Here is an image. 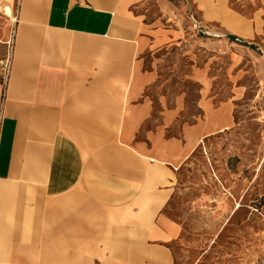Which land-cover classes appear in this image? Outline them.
<instances>
[{"label": "crops", "instance_id": "1", "mask_svg": "<svg viewBox=\"0 0 264 264\" xmlns=\"http://www.w3.org/2000/svg\"><path fill=\"white\" fill-rule=\"evenodd\" d=\"M144 1L22 0L3 99L0 84V264H176L169 244L180 226L164 211L169 192L148 194L146 184L150 169L178 167L191 147L163 135L177 101L145 127L153 77L135 56L162 33L150 39L134 13ZM118 84L127 88L122 107H102L121 100L102 94ZM207 108L184 125L189 137L214 120L224 128L221 107ZM86 132L118 140L86 150ZM134 196L145 203H125Z\"/></svg>", "mask_w": 264, "mask_h": 264}, {"label": "rangeland", "instance_id": "2", "mask_svg": "<svg viewBox=\"0 0 264 264\" xmlns=\"http://www.w3.org/2000/svg\"><path fill=\"white\" fill-rule=\"evenodd\" d=\"M136 10L150 39L162 33L135 56L153 77L143 94L153 107L145 127L177 101L180 113L163 135L191 147L178 167L150 169L146 184L148 194L169 192L164 211L180 226L169 244L175 263L264 264V0H146ZM21 14L22 0H0V58L11 62L10 77ZM126 89L103 86L104 96L121 100L102 99V107L121 108ZM210 107L224 111L221 131L214 120L202 136L183 132ZM116 135L86 132L79 141L87 150Z\"/></svg>", "mask_w": 264, "mask_h": 264}, {"label": "built area", "instance_id": "3", "mask_svg": "<svg viewBox=\"0 0 264 264\" xmlns=\"http://www.w3.org/2000/svg\"><path fill=\"white\" fill-rule=\"evenodd\" d=\"M11 72V62L8 58H0V84L2 88V99L5 96V91L8 85V80Z\"/></svg>", "mask_w": 264, "mask_h": 264}, {"label": "bare ground", "instance_id": "4", "mask_svg": "<svg viewBox=\"0 0 264 264\" xmlns=\"http://www.w3.org/2000/svg\"><path fill=\"white\" fill-rule=\"evenodd\" d=\"M220 131H221V129H220Z\"/></svg>", "mask_w": 264, "mask_h": 264}]
</instances>
